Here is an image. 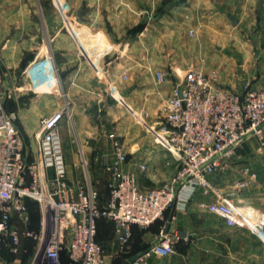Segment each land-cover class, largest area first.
Returning <instances> with one entry per match:
<instances>
[{
	"label": "crops",
	"instance_id": "1",
	"mask_svg": "<svg viewBox=\"0 0 264 264\" xmlns=\"http://www.w3.org/2000/svg\"><path fill=\"white\" fill-rule=\"evenodd\" d=\"M75 28L81 32L78 37L90 42L89 48L80 45ZM26 56L30 59L22 65ZM200 59L207 68H219L220 86L240 91L264 83V0H0V90L6 96L5 109L17 115L16 126L30 141L41 118L67 107L81 143V158L69 160L73 166L79 160L92 168L101 200L109 180L105 164L116 161L110 138L117 137L113 124L118 127V117L129 112L159 124L176 77L173 72L197 69ZM158 70L167 75L163 85L155 84ZM136 88L142 96L139 102L131 96ZM120 90L128 92L126 101L122 99L129 110L119 105ZM69 128L62 120L63 136ZM124 150L127 162L120 167L133 172L143 189L160 185L177 171V162L159 144L138 142L130 152ZM141 161L145 172L137 168ZM207 181L244 214L264 211V134L245 140L228 167L209 174ZM217 198L215 192L204 194L200 186L186 190L165 215L163 228L182 237L174 253L151 254L146 263L264 264L261 241L250 228L229 227L198 205ZM160 228L157 223L132 226L121 251L113 225L99 221L97 237L105 249V264H129L131 259L122 254L139 257Z\"/></svg>",
	"mask_w": 264,
	"mask_h": 264
},
{
	"label": "built area",
	"instance_id": "2",
	"mask_svg": "<svg viewBox=\"0 0 264 264\" xmlns=\"http://www.w3.org/2000/svg\"><path fill=\"white\" fill-rule=\"evenodd\" d=\"M78 32L75 28L82 45L85 41ZM86 46H91L89 41ZM216 78V72L192 68L171 81L155 137L156 144L177 162V171L160 185L143 189L133 172L123 171L120 166L127 162V154L118 138L110 135L116 161L105 164L109 180L104 201L86 174L68 178L60 135L68 110L41 118L32 140L26 142L16 126L17 115L4 107L5 94L0 90V243L16 246L21 238L31 239L33 264H62L61 252L69 264H105V249L95 238L97 219L112 222L115 239L124 251L132 226L148 228L164 221L165 212L181 202L186 190L200 186L204 194L215 192L218 198L198 205L220 216L229 227L250 228L261 241L264 255V211L244 214L207 181L209 174L228 167V160L245 140L262 138L264 83L234 91L218 87ZM166 80L164 71L154 73L156 85ZM137 168L145 172V162H138ZM26 200L38 205L36 232L12 224L14 219L23 225L29 222ZM181 238L178 232L162 228L148 249L129 264H147L145 259L151 254L170 255Z\"/></svg>",
	"mask_w": 264,
	"mask_h": 264
},
{
	"label": "rangeland",
	"instance_id": "3",
	"mask_svg": "<svg viewBox=\"0 0 264 264\" xmlns=\"http://www.w3.org/2000/svg\"><path fill=\"white\" fill-rule=\"evenodd\" d=\"M83 45H86V41L83 42ZM28 59H30V56H26L24 61H27ZM197 69L207 74L211 72H216L217 82L219 81V74L221 72L219 71V68L217 67L207 68V64L204 63L203 59H200V64ZM168 73H171V72H168ZM173 73L176 77L183 76L185 74L184 72H176V71H174ZM97 76L101 77L100 73ZM131 82L132 81H130V83ZM217 86L220 88L232 90L229 87L220 86L218 85V83H217ZM56 87H57V91L62 90L60 86L58 87V84H56ZM126 89H127V85H125L124 91ZM137 90L138 88L135 89L136 92L132 93L131 96L132 98L134 97V100L136 102H139L142 99V96L137 92ZM116 95L118 96V99H119L118 100L119 105H121V107L123 106L122 107L123 109L125 108L126 110H129L126 103L124 102V100L127 98L128 92L123 93V91L120 90V94L119 95L116 94ZM122 97L124 98V100L122 99ZM5 100H6V96L4 99V107L6 106ZM65 109L67 110L68 108L66 107ZM96 122L99 124L101 121L98 119ZM116 122L118 124V127H116V123H114L112 127V132L115 136L119 138L120 143L126 148L127 151L130 152L131 149L134 148L136 144L138 145V142H140V144L142 145L156 143L155 133L158 131V124H153L151 120L143 118V117L139 118V116H132V113L129 112V113L123 114L122 116L120 115V117H118ZM63 123L65 125L70 126L69 131H67L66 137L63 136V129H60L63 155H64V161L66 163V167L68 171V178L70 180H73L79 177L80 175L82 178L84 177V174H86V177L88 178V181L91 183V186L96 189L98 185L95 183L94 178L90 174V171L92 168L87 165L83 166V163L79 162V160H77L78 161L77 166H73V162L69 160V158L72 156L73 157L75 156L76 159L81 158L80 152L77 151V147L81 143L78 142V139L75 137V134L73 132V128L71 127V123H72L71 115L66 114L65 118L63 119ZM12 224L16 225L19 228H23V227L29 228L30 216H29V222L26 225H23L17 219L16 220L14 219L12 221ZM24 240H25L24 238H21L19 244H17L16 246H12L11 244L0 245V264H33V254L35 250V244L28 246L26 245Z\"/></svg>",
	"mask_w": 264,
	"mask_h": 264
},
{
	"label": "trees",
	"instance_id": "4",
	"mask_svg": "<svg viewBox=\"0 0 264 264\" xmlns=\"http://www.w3.org/2000/svg\"><path fill=\"white\" fill-rule=\"evenodd\" d=\"M25 61L22 62V65H24ZM20 130V129H19ZM21 132V131H20ZM24 136V135H23ZM24 139L26 140L27 142V138L24 136ZM107 189H106V192L104 194V196L102 197L103 201L106 199L107 197ZM99 196L101 197L100 193H99ZM26 205L28 207V210H29V216H30V225H29V230L31 231H34L36 232L38 230V223H39V210H38V205L35 201H32V200H26ZM166 215V212L164 214V217ZM105 221V224H112V222H107L105 219L103 218H99L96 220V241H98V237H97V228L99 226V221ZM165 221V219H164ZM164 221H156L155 223L159 224L161 226L160 229L163 228L164 226ZM154 223V224H155ZM113 225V224H112ZM114 227V226H113ZM24 242L26 243V245L30 246L32 244H34V242L31 240V239H25ZM0 245H4V243H0ZM149 247V246H148ZM148 247L145 248V250L148 249ZM123 256H125L126 260H130L132 259L133 257H136V255H133V254H122ZM60 261L62 264H69L70 263V260L69 258L67 257L66 253L65 252H61L60 253Z\"/></svg>",
	"mask_w": 264,
	"mask_h": 264
},
{
	"label": "water",
	"instance_id": "5",
	"mask_svg": "<svg viewBox=\"0 0 264 264\" xmlns=\"http://www.w3.org/2000/svg\"><path fill=\"white\" fill-rule=\"evenodd\" d=\"M230 21H231L232 25H236L237 24V20L235 18H231ZM137 258H138V256L135 257V258H133V259H131L130 262L133 261V260H135V259H137Z\"/></svg>",
	"mask_w": 264,
	"mask_h": 264
}]
</instances>
